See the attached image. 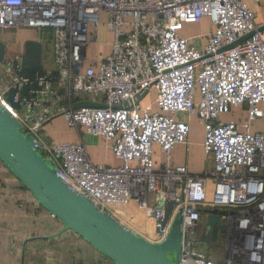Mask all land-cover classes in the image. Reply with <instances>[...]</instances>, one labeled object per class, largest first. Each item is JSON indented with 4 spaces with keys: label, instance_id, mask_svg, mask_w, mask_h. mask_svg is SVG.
<instances>
[{
    "label": "built area",
    "instance_id": "1",
    "mask_svg": "<svg viewBox=\"0 0 264 264\" xmlns=\"http://www.w3.org/2000/svg\"><path fill=\"white\" fill-rule=\"evenodd\" d=\"M205 16L206 33L180 35L186 24ZM101 21L111 34L110 50L90 57ZM259 27L242 0H0V31L34 29L51 49L34 99L15 110L3 95L7 85L0 86V106L16 117L71 190L108 213L111 206L134 202L152 220L156 242L181 209L179 264H211L199 241L208 232L197 231L203 207L230 212L219 219L224 232L230 223L236 262L264 264V111L259 107L264 29ZM20 56L14 52L0 66L6 83L16 79L13 61ZM144 89V95L153 91V100L144 103L143 95L135 101ZM82 100L104 106L72 107ZM230 108L243 109L244 120L221 121V112ZM60 115L69 128L103 137L121 164L93 163L82 138L43 143L42 125ZM194 115L211 162L201 173L170 163L175 146L187 144ZM254 121L263 126L252 130ZM168 200L175 205L162 225Z\"/></svg>",
    "mask_w": 264,
    "mask_h": 264
},
{
    "label": "water",
    "instance_id": "2",
    "mask_svg": "<svg viewBox=\"0 0 264 264\" xmlns=\"http://www.w3.org/2000/svg\"><path fill=\"white\" fill-rule=\"evenodd\" d=\"M259 29H264V25ZM251 34L250 32L244 35L221 50L233 47ZM43 49L41 40L27 39L23 42L20 59L13 61V74L16 79H11L7 83L3 95L15 110H19L23 103L32 101L36 91L41 89L38 78L45 70ZM7 54V44L0 39V66ZM146 90L138 93L134 100H140ZM90 106L104 105L87 100L72 103L73 108ZM0 161L41 206L62 222L60 232L72 230L113 264H179L183 239L181 209L170 220L168 231L162 241H149L134 233L110 213L100 210L88 197L71 190L55 174L53 161L43 157L41 151L35 149L31 135L23 133L16 117L1 106ZM174 205L173 200L167 201L162 225L170 219ZM201 213L205 216L204 225L208 228L212 226V239H215L218 232L224 231L220 216L230 212L226 209L206 207L201 209ZM204 240L205 237L200 235L199 241L202 243ZM25 244L26 241L22 246L21 264ZM205 250L208 251V247H205Z\"/></svg>",
    "mask_w": 264,
    "mask_h": 264
},
{
    "label": "crops",
    "instance_id": "3",
    "mask_svg": "<svg viewBox=\"0 0 264 264\" xmlns=\"http://www.w3.org/2000/svg\"><path fill=\"white\" fill-rule=\"evenodd\" d=\"M245 2L247 7L253 12L254 14V22L258 25H264V0H242ZM190 29L193 28L194 30L197 31L196 34H203L206 33L210 27V22L208 17H203L201 21L197 23H192V24H186L184 28ZM205 27V28H204ZM182 31L180 32L181 36H191L192 34H187ZM17 29L15 30V37L14 39L10 41L16 42V44H23V42L27 39H38L41 40V34L35 37L34 36H19L16 34ZM5 43V39H3ZM13 43V42H12ZM109 43V42H107ZM45 44V43H44ZM109 45V44H108ZM15 46V43H14ZM50 49V46H49ZM109 52V48H107L106 52H101L99 54H96V56L93 54L94 52L90 49V57H100ZM22 53V52H21ZM50 63H51V49H50ZM49 63V64H50ZM43 65L46 66L48 64H45L43 62ZM151 92V95H153V91L149 90L144 97ZM143 97V99H144ZM153 100V98H152ZM144 103L151 102V101H144ZM259 107L264 111V100L259 103ZM224 114H229V117L227 119H221L222 115ZM245 118V111L240 108H230L229 110L222 111L220 114V120L221 121H235L240 123L242 120ZM199 128H196L195 126H198ZM263 126V123L260 121H254L251 124V129H258ZM198 129V130H197ZM39 137L43 143H61V142H74L82 138L83 142L85 143L86 147V152L89 157V159L95 163V164H107V165H119L121 164V160L118 159L112 149L109 147L108 142L101 136H94L88 133H81V131H78L73 128H69L68 125L66 124V121L63 116H56L50 119L49 121L45 122L41 130L39 132ZM203 140H204V133H203V126L200 121V119L197 116H192L190 120V131H189V139L187 144H177L175 148L172 151L171 154V160L170 163L172 165H185L187 169L192 172V173H201L207 168L211 167V162L206 158L204 152H203ZM155 152V158L156 162L159 163L161 161V157L159 154V150L157 147L154 148ZM6 182L7 180H11L10 177H4L3 178ZM211 183L208 184V191H207V196L208 199L211 198ZM8 189V188H7ZM6 196L10 199V201L16 199L19 197V199L23 200L24 203L27 202L29 204V207H27L26 211L21 214L17 215L16 218L13 219L14 225H21L20 228H22V233H24L26 236L24 237L22 243H21V251H20V263L21 264V252H22V246L23 243L27 240L34 239V238H46L51 234H59L60 230L63 227V224L60 220H58L56 217L52 216L50 213L47 211H44L43 209L40 208L39 203L36 201L34 197H31L30 193L26 190H23L19 187L18 183H13L11 181L10 183V188L6 190ZM15 201V200H14ZM7 203H5L4 211H2V208H0V211H2L1 214L3 213H8ZM39 208L41 210H39ZM204 208V207H203ZM201 208V209H203ZM206 208V207H205ZM10 210V209H9ZM11 211V210H10ZM117 211L124 217L130 219L132 223L136 224V219H133L132 217L134 215L140 217V218H145L143 217V211L139 208L136 207L134 202L129 203L127 206H117ZM202 214V213H201ZM5 215V214H4ZM2 218V216H0ZM204 215L202 214V220L201 224L202 226L204 225ZM148 220H145L146 224H148L147 231L148 235H150L152 238H154V233H153V223L150 218L147 217ZM3 219H1L2 221ZM40 220L42 222L48 221L46 223V226L44 224L37 225V221ZM12 220L9 219V222ZM36 221V223H34ZM44 225V226H43ZM49 227V229L44 230L45 227ZM205 226V225H204ZM24 227V229H23ZM16 233H20L18 229L14 230ZM43 231H48V235H43L39 233H42ZM66 231H70L73 234L76 235L72 230L66 229ZM14 232V233H15ZM138 234V233H137ZM42 235V236H41ZM144 235V234H143ZM78 236V235H76ZM55 238V237H54ZM82 240V239H81ZM84 241V240H83ZM86 242V241H84ZM87 243V242H86ZM89 244V243H87ZM89 246H91L89 244ZM26 248V245H25ZM91 248H93L91 246ZM8 247H5V250H7ZM94 249V248H93ZM95 250V249H94ZM96 251V250H95ZM99 253L98 251H96ZM25 253V249H24ZM100 256H102L99 253ZM100 262V258H97ZM24 262V261H23ZM90 262L86 264H90ZM23 264V263H22Z\"/></svg>",
    "mask_w": 264,
    "mask_h": 264
},
{
    "label": "rangeland",
    "instance_id": "4",
    "mask_svg": "<svg viewBox=\"0 0 264 264\" xmlns=\"http://www.w3.org/2000/svg\"><path fill=\"white\" fill-rule=\"evenodd\" d=\"M183 29L184 33L187 34L195 35L197 33V31L193 28L188 29V27H185ZM15 30L16 29L0 31V39H5L8 43L7 59H9L14 54V52L20 53L23 51V44H21L22 42L20 44H16V42L10 41L15 37ZM16 34L26 37L34 35L35 37L38 36L36 30L29 28H17ZM109 41H111V34L106 30L105 23L101 21L98 25L97 37L96 39L91 41L87 53L90 55V49L94 52L93 54L95 56L96 54H99L101 52H106L107 48H109V45L107 43ZM43 48V62L45 64H49V45L43 44ZM7 77L4 68L0 67L1 87L7 85ZM152 98L153 95H151V92H149L143 100L152 101ZM228 117L229 114H224L222 115L221 119H227ZM195 127L200 129L199 125ZM7 173L8 171L0 162V208H2V211H4L5 203H7V206L9 207L7 208L8 213L1 214L2 211H0V216H2V218L0 217V264H19L21 243L26 235L22 233V228H20L21 225H14L13 219L16 218L17 215L23 214L26 211L27 207H29V204L27 202L24 203L23 200L19 199V197H17L16 199L13 198V200L10 201V199L6 196L5 193L6 190L10 188L11 181L13 183H16L12 178L11 180H7V182L3 179L5 175H8ZM41 209L39 208V210ZM110 214L134 233H138V235H141L149 241L156 242L155 239L148 235L147 231L145 230V228L147 229L148 226L145 220L148 219L144 212L143 217L145 218L143 219L145 220L136 215L132 217L133 219H136V224L132 223L130 219L124 218L117 211V206H111ZM1 219L3 220L1 221ZM9 219H11L12 221L9 222ZM34 223H36V221H34ZM46 223H48V221H37V225L44 224L46 226ZM226 224L228 227L230 226L229 221ZM227 226L226 231L224 232V236L221 237L220 241L217 244L214 243L209 245L208 257L211 264H238L235 259L236 254L234 253L233 246L231 245V231L227 232ZM16 229L21 232L19 234L16 233L14 231ZM47 229H49L48 226L45 227L44 230ZM48 233V231H43L38 235H48ZM5 247H8V249L5 250ZM97 258H100V262L96 260ZM90 261V264H112L108 259L100 256L99 253L91 248L89 244L81 240V238L70 231L64 230L59 234H51L46 238L30 239L26 243L23 264H86Z\"/></svg>",
    "mask_w": 264,
    "mask_h": 264
},
{
    "label": "flooded vegetation",
    "instance_id": "5",
    "mask_svg": "<svg viewBox=\"0 0 264 264\" xmlns=\"http://www.w3.org/2000/svg\"><path fill=\"white\" fill-rule=\"evenodd\" d=\"M202 220V214H201V219L198 223V227H197V231L198 232H202V231H207L208 234L205 236V240L201 243V245L205 248V247H208L209 248V245L211 244H214V243H218L221 239L222 236H224V231L223 232H218V234H216V237L215 239H212V226L209 227L208 229L202 224L200 223ZM225 230V228H224Z\"/></svg>",
    "mask_w": 264,
    "mask_h": 264
},
{
    "label": "trees",
    "instance_id": "6",
    "mask_svg": "<svg viewBox=\"0 0 264 264\" xmlns=\"http://www.w3.org/2000/svg\"><path fill=\"white\" fill-rule=\"evenodd\" d=\"M1 162V161H0ZM2 163V162H1ZM3 164V163H2ZM3 166L6 168V170L8 171V175H5L4 177H10L12 178L16 183H18L19 187L23 190H26L28 191L20 182L19 180L11 173V171L3 164ZM29 192V191H28ZM30 193V192H29ZM31 194V193H30ZM32 195V194H31ZM33 197V196H32ZM40 205V204H39ZM40 208H42L44 211H47L43 206L40 205ZM48 212V211H47ZM49 213V212H48ZM79 237V236H78ZM81 238V237H79ZM82 239V238H81ZM83 240V239H82ZM29 240L26 241V243L28 242ZM85 241V240H84ZM26 245V244H25ZM25 249V248H24ZM104 257V256H103ZM106 258V257H104ZM107 259V258H106ZM23 261H24V253H23ZM111 262V261H110ZM112 263V262H111ZM113 264V263H112ZM239 264V263H238Z\"/></svg>",
    "mask_w": 264,
    "mask_h": 264
}]
</instances>
